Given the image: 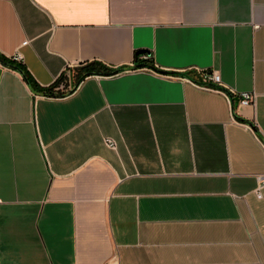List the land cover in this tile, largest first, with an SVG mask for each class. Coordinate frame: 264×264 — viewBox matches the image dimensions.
Wrapping results in <instances>:
<instances>
[{
	"label": "crops",
	"instance_id": "1",
	"mask_svg": "<svg viewBox=\"0 0 264 264\" xmlns=\"http://www.w3.org/2000/svg\"><path fill=\"white\" fill-rule=\"evenodd\" d=\"M136 52L166 74L58 97L0 64V264H264V0H0V54L42 88Z\"/></svg>",
	"mask_w": 264,
	"mask_h": 264
},
{
	"label": "trees",
	"instance_id": "2",
	"mask_svg": "<svg viewBox=\"0 0 264 264\" xmlns=\"http://www.w3.org/2000/svg\"><path fill=\"white\" fill-rule=\"evenodd\" d=\"M142 55L140 52H136L134 55V64H132L131 67L128 68H111L99 61H90L82 64L77 70L74 71V73L71 74V89L62 92L60 90H57L58 87L66 80L65 71L57 78V80L49 87L42 88L40 87L34 79L31 77L29 72L27 71L26 67L24 66L22 61H15L11 57L7 58L0 54V59H2L4 62L10 64L13 66V70L18 71L24 81L27 83L29 88L33 91L35 95H42V96H48V97H58V96H66L70 94L72 89H76V87L85 80V78L93 75H102V76H108V75H115L121 71L124 70H135L140 69L143 67H147L153 71L158 72L157 68L154 66V62L151 56L147 55L146 60H139V56ZM72 93V92H71Z\"/></svg>",
	"mask_w": 264,
	"mask_h": 264
},
{
	"label": "built area",
	"instance_id": "3",
	"mask_svg": "<svg viewBox=\"0 0 264 264\" xmlns=\"http://www.w3.org/2000/svg\"><path fill=\"white\" fill-rule=\"evenodd\" d=\"M11 58L15 61H22L21 56L19 54H15ZM138 59L139 60H146L147 55L142 54L139 56ZM66 71H67V69L65 70L66 80L57 89V90H60L62 92H66V91L70 90L71 86H72L71 85V75L69 76L66 73ZM184 74H186V72H182V74L178 75V76L185 78L188 82H190L191 84H193L196 87L204 88V89H216L219 92H221L224 96H226L227 99H229V97L232 96V94L225 92V91L221 90L220 88L216 87L218 85H221L220 76L216 72H211V73L200 72V75H201L200 82H194L191 79L187 78ZM237 96L239 97V105L240 106H247V105H251L253 103V99H254L253 93L242 92L241 94H239ZM104 144L106 147H108L110 149L116 148V143L111 138H105ZM262 186H264V178H261L260 183L258 184V189L261 188ZM258 189L256 190V193H257V196H260Z\"/></svg>",
	"mask_w": 264,
	"mask_h": 264
},
{
	"label": "water",
	"instance_id": "4",
	"mask_svg": "<svg viewBox=\"0 0 264 264\" xmlns=\"http://www.w3.org/2000/svg\"><path fill=\"white\" fill-rule=\"evenodd\" d=\"M0 64L3 65V66H5V67H7V68H13L12 65H10V64H8V63H6V62H4L2 59H0ZM158 72L161 73V74H166V72H161V71H159V70H158ZM74 90H75V89H72L71 92H73ZM71 92H70V93H71Z\"/></svg>",
	"mask_w": 264,
	"mask_h": 264
},
{
	"label": "rangeland",
	"instance_id": "5",
	"mask_svg": "<svg viewBox=\"0 0 264 264\" xmlns=\"http://www.w3.org/2000/svg\"><path fill=\"white\" fill-rule=\"evenodd\" d=\"M74 69L75 68H69V69H67V71H66V73L70 76L72 73H74Z\"/></svg>",
	"mask_w": 264,
	"mask_h": 264
}]
</instances>
